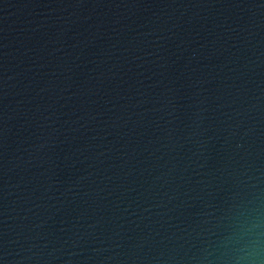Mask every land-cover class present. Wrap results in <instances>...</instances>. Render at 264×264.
Here are the masks:
<instances>
[{"label": "water", "instance_id": "obj_1", "mask_svg": "<svg viewBox=\"0 0 264 264\" xmlns=\"http://www.w3.org/2000/svg\"><path fill=\"white\" fill-rule=\"evenodd\" d=\"M264 224V0H0V264H232Z\"/></svg>", "mask_w": 264, "mask_h": 264}, {"label": "clouds", "instance_id": "obj_2", "mask_svg": "<svg viewBox=\"0 0 264 264\" xmlns=\"http://www.w3.org/2000/svg\"><path fill=\"white\" fill-rule=\"evenodd\" d=\"M232 264H264V224L249 221L229 238Z\"/></svg>", "mask_w": 264, "mask_h": 264}]
</instances>
